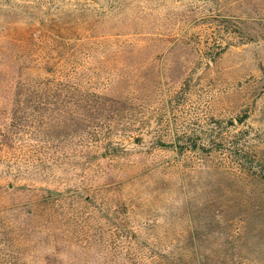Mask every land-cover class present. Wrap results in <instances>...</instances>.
Returning <instances> with one entry per match:
<instances>
[{
    "label": "rangeland",
    "instance_id": "1",
    "mask_svg": "<svg viewBox=\"0 0 264 264\" xmlns=\"http://www.w3.org/2000/svg\"><path fill=\"white\" fill-rule=\"evenodd\" d=\"M0 261L264 264V0H0Z\"/></svg>",
    "mask_w": 264,
    "mask_h": 264
},
{
    "label": "trees",
    "instance_id": "2",
    "mask_svg": "<svg viewBox=\"0 0 264 264\" xmlns=\"http://www.w3.org/2000/svg\"><path fill=\"white\" fill-rule=\"evenodd\" d=\"M40 79V78H38ZM41 80V79H40ZM13 91H14V111L17 114H22L25 112H35V114L44 113L46 110H51L52 108H60L61 106H71V107H85V108H94V98L96 96L94 95H86L76 102L73 100H70L68 103L62 102L60 95H49L45 92H59L61 90H67V89H74L73 87H69L68 85H63V83L59 81H39V83H33V79L28 80H17L16 82H13ZM118 106H122V102H117ZM103 105V104H101ZM239 123H242V120H239ZM218 129V128H217ZM215 129L216 131H212V136L214 133V138L219 141L220 145L219 147L215 148L218 152H227L228 154H231L232 157L234 155L241 156V152L244 151L240 148L239 143H237L236 138L233 137L231 139H228L223 129L219 127V131ZM210 144H208L209 146ZM191 148L195 149L197 146H191ZM45 192H49V196L45 197L44 194L40 195L39 198L35 200V203L37 204H46L48 203V200L52 196L53 192L49 189H45ZM33 203V204H35ZM0 264H10L6 262H1Z\"/></svg>",
    "mask_w": 264,
    "mask_h": 264
}]
</instances>
